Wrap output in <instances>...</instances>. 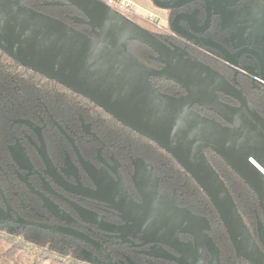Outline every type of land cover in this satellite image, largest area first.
Segmentation results:
<instances>
[{"label": "water", "instance_id": "water-1", "mask_svg": "<svg viewBox=\"0 0 264 264\" xmlns=\"http://www.w3.org/2000/svg\"><path fill=\"white\" fill-rule=\"evenodd\" d=\"M62 1L82 13L83 17H73V22L98 30L103 41H95L70 24L29 8L23 0H0V50L22 67L86 98L126 129L158 144L173 156L218 212L237 254L238 264L242 260L248 264H264L262 225L263 245L260 246L243 221L226 184L205 155V150L214 152L249 186L259 200L264 220V120L245 97L237 80L239 73L244 77L257 76L254 68H260L264 75V38L258 36L264 34V28L257 30L253 25L255 21L249 20L223 23L228 44H214L224 56L227 67L235 73L233 84L216 69L177 53L175 47L162 42L101 0ZM153 1L164 10L171 8L160 0ZM203 1L212 13V0ZM237 1H225L221 11L227 14L226 21L238 19L239 12H233ZM183 16L177 17L173 25L176 26ZM191 30L194 34L206 31H197L193 27ZM130 42L151 49L154 59L162 62L167 70L152 69L144 64L134 55ZM152 78L179 85L185 90L187 100L162 93L152 84ZM219 94L237 101L249 116L222 102ZM196 106L214 112L227 125L194 111ZM71 144L74 145L72 140ZM46 155L43 158L47 161ZM135 186L143 203L135 204L124 189L123 205L132 204L133 207L129 208V216L123 225L108 226L89 210L77 209V214L86 224H95L107 233L130 236L139 232L149 236V244L169 247L176 252L173 258L176 264H186L188 259L184 251L190 254L193 264H204L203 253L207 248L219 254L216 243L207 234L209 221L206 217L179 208L156 188L149 191L146 183ZM16 223L57 235L65 234L90 244L97 254L83 251L79 259L86 264H119L104 244L79 232L17 220L0 204V228ZM201 224L205 227L198 230L197 225ZM181 234L193 236L194 244L180 241ZM219 259L220 256L217 257L218 264Z\"/></svg>", "mask_w": 264, "mask_h": 264}, {"label": "flooded vegetation", "instance_id": "flooded-vegetation-1", "mask_svg": "<svg viewBox=\"0 0 264 264\" xmlns=\"http://www.w3.org/2000/svg\"><path fill=\"white\" fill-rule=\"evenodd\" d=\"M160 1L171 6L165 11L168 14L165 24L157 17L154 19V15L149 16L139 11L137 16L130 19L136 24L135 20H139L150 27L157 28L160 31V37L155 36L162 42L175 47L177 53L189 60H198L216 69L230 83L235 84V73L227 67L224 56L214 43L222 46L228 44L227 32L223 31V23H238L249 20L250 22L255 21L253 25L257 30L264 28V0H238L237 3H234L233 12H239V17L235 20L231 18L228 21H226L227 14L221 11L227 0H212V13L207 10V5L203 0ZM218 2L219 4H217ZM153 4L156 5L154 2ZM252 4H254L252 9L254 11L249 14L248 9ZM192 14L195 16H189ZM181 15L185 16L181 17L176 26L173 25L175 19ZM77 25L82 27L75 28L76 30L83 32L95 41H103L98 30L82 24ZM192 27L197 31L205 29L206 31L199 34L196 31L197 33L194 34L191 30ZM258 36L264 38L262 33ZM129 44L133 50L131 42ZM154 55L153 53L150 57L154 59ZM141 61L152 69L167 70L160 61H156L154 67L143 60ZM254 71L258 73L257 76L244 77L242 73H239L237 80L241 83L245 97L248 98L251 105L264 120V75L263 72H260V68H254ZM157 80L162 79L152 78V84L158 82ZM168 82L171 81H166V83ZM172 96L187 100L184 89L176 91ZM219 98L225 104L227 103L249 116L241 104L237 101V105L234 104V99L223 94H219ZM193 110L227 125L214 112H208L199 106L193 107ZM51 124L53 128L30 119H15L8 126L3 145L7 157H0V172L3 176V190L0 186V204L3 208L9 209L13 218L17 220L75 231L90 237L104 244L110 252V256L119 264H176L173 262V258L177 254L171 248L149 244L148 241L151 238L139 232L131 233L130 236L107 233L95 224H86L77 214V209L95 213L99 220L108 226H120L125 223V218L129 216L127 214L130 211L129 208L133 207L132 204L125 203L123 205L124 201L121 198L124 197V189L135 204H142L143 200H141L135 184L143 185L146 183L149 191L156 188L159 194L170 201L173 200L179 208L189 209L180 194L162 183L161 177L154 171L150 163L134 160L132 168L128 171L116 158L105 153L104 147L99 144L96 135L87 126L84 125L83 134L77 136L71 131H67L57 120H52ZM71 140L76 148L71 144ZM43 155L48 156L49 163L43 158ZM114 201H116L115 204H113ZM208 226L209 232L207 234L211 238L212 227L210 223ZM4 227L28 228L34 237H39L47 232L52 233L20 223ZM204 227L202 224L197 225L198 230H202ZM120 229L127 231V229ZM35 230L40 231V233L37 234L34 232ZM59 235L63 243L76 245L79 256L85 250L97 254V251L90 244H85L77 238L65 234ZM64 238L67 239V242L63 240ZM259 239L256 241L262 246L261 236ZM202 240L204 243L206 242L204 238ZM180 241L184 244H194L193 236L189 234H181ZM184 254L187 255L188 259L186 264H193L194 261L190 254H187L186 251ZM203 255L204 264H218L217 257H221L220 252L218 254V252H212L208 248ZM158 256L163 257L157 259Z\"/></svg>", "mask_w": 264, "mask_h": 264}, {"label": "trees", "instance_id": "trees-1", "mask_svg": "<svg viewBox=\"0 0 264 264\" xmlns=\"http://www.w3.org/2000/svg\"><path fill=\"white\" fill-rule=\"evenodd\" d=\"M60 2L56 5L52 2ZM29 8L47 16L58 18L74 28H81L73 17H83L75 7L62 0H23ZM137 24L159 36L157 28L137 21ZM137 58L154 67L151 49L131 42ZM154 85L164 94H175L183 90L172 82L157 80ZM237 105L236 101H233ZM15 119H30L53 128L51 121L57 120L67 131L80 136L82 128L87 126L104 147L106 154L116 158L128 171L134 160L150 163L162 179V183L175 189L184 199L189 209L199 216H204L212 227L211 238L221 254L220 264H238L237 254L218 212L213 208L202 188L196 184L187 171L167 154L158 144L139 136L133 130L122 126L114 117L106 114L86 98L64 88L43 75H38L22 67L0 50V157L6 158L3 147L8 126ZM205 155L226 184L234 198L243 221L252 236L259 241L260 226L264 231L263 213L259 200L249 186L226 165L214 152L205 150ZM127 171V172H128ZM3 176L0 172V186L3 190ZM264 233V232H263ZM0 264H86L79 259L76 245L65 244L61 236L45 233L34 237L28 228H0ZM241 264H248L241 261Z\"/></svg>", "mask_w": 264, "mask_h": 264}, {"label": "crops", "instance_id": "crops-1", "mask_svg": "<svg viewBox=\"0 0 264 264\" xmlns=\"http://www.w3.org/2000/svg\"><path fill=\"white\" fill-rule=\"evenodd\" d=\"M133 3V6H136L137 9H140L141 11L144 12V14H147L149 16L154 15V17L159 18L164 24L166 23V20L168 19V14L165 12L166 10L160 8V7H155L153 4V0H129ZM252 4L251 7H249V14H252V9L254 8Z\"/></svg>", "mask_w": 264, "mask_h": 264}, {"label": "built area", "instance_id": "built-area-1", "mask_svg": "<svg viewBox=\"0 0 264 264\" xmlns=\"http://www.w3.org/2000/svg\"><path fill=\"white\" fill-rule=\"evenodd\" d=\"M106 3L108 6L112 7L121 15H127L130 17L137 16L136 11L132 8V2L129 0H101Z\"/></svg>", "mask_w": 264, "mask_h": 264}, {"label": "rangeland", "instance_id": "rangeland-1", "mask_svg": "<svg viewBox=\"0 0 264 264\" xmlns=\"http://www.w3.org/2000/svg\"><path fill=\"white\" fill-rule=\"evenodd\" d=\"M132 6V8L134 9V10H136V13H138V11L139 12H141V13H143L144 14V12L143 11H141L140 9H137V7L136 6H133V4L131 5ZM120 14V13H119ZM124 16V15H123ZM126 17H128L129 19L131 18L130 16H127V15H125ZM154 19H156L155 17H154ZM92 135H93V133H91ZM94 137H95V135H94ZM96 138V137H95ZM137 161H140V160H137ZM143 169V168H142ZM34 232H36L37 234H39L40 233V231H38V230H35ZM65 242H67V239L66 238H64L63 239Z\"/></svg>", "mask_w": 264, "mask_h": 264}]
</instances>
